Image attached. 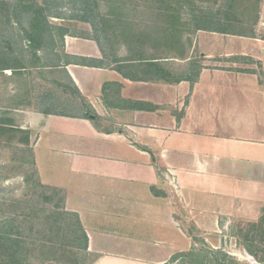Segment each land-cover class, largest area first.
I'll list each match as a JSON object with an SVG mask.
<instances>
[{"label": "crops", "instance_id": "obj_1", "mask_svg": "<svg viewBox=\"0 0 264 264\" xmlns=\"http://www.w3.org/2000/svg\"><path fill=\"white\" fill-rule=\"evenodd\" d=\"M194 34L174 55L66 31L0 70V128L77 216L88 264H178L261 215L264 42Z\"/></svg>", "mask_w": 264, "mask_h": 264}, {"label": "rangeland", "instance_id": "obj_2", "mask_svg": "<svg viewBox=\"0 0 264 264\" xmlns=\"http://www.w3.org/2000/svg\"><path fill=\"white\" fill-rule=\"evenodd\" d=\"M192 1H194L195 10L188 6L181 12L182 22L188 25L191 37H196V34H192L195 27L216 30L218 27L229 26L228 29L238 34V37L255 38L264 42V0H260L258 5L256 21H253V15L246 16L239 10L230 13L228 15L230 20L227 21L225 0H219L217 4ZM118 2L109 6L116 14L120 12L122 14L120 16L133 19L128 9L134 4ZM107 7L108 3L105 0H0V69L15 65L22 66L20 63H15L22 61L23 56L26 57L25 51L40 50L46 45L54 46L66 31L82 37L104 38V40L109 38L107 34L105 35L106 29L102 26V20L107 17L109 11ZM144 7L146 8L147 5L141 3L137 7L138 11L142 13ZM143 15L138 16L145 22H149L151 17ZM139 21L137 19L135 23ZM140 26L143 25L140 24ZM237 48H233V51H238ZM15 55L21 60H15L17 59ZM258 63L260 62H253L250 66L255 68L256 73L263 78L264 63L260 65ZM8 84H10L9 80L0 74V90L6 89ZM33 86L36 87L35 84ZM72 109L75 111L77 108ZM1 113L0 109V121L13 122ZM2 136L3 140L0 141V228L5 233L11 232L12 237L22 242L23 263L72 264L73 259L75 260L73 264H88L91 257L80 249L74 250L73 257L71 254L66 255L67 249H63L64 252L52 250L53 252L48 253L46 247L45 249L39 247L42 242L51 247L56 244L57 247L66 248L68 245L63 239L62 228L60 234L56 230L49 233V230L44 229L46 227L38 226L44 221L43 217L46 215L44 210L54 206L59 208L61 205L59 195L38 184L30 153L18 145L21 135L1 132L0 137ZM65 217L68 219V216ZM251 229L255 235L252 242L245 240V233ZM220 237L221 242H219V235L217 238L212 237L210 246L198 241V247L187 252L191 259L184 253L186 258L178 264H264V262L258 263L245 250L253 249L257 252L258 258L264 254V208L255 222H234L228 234L224 238ZM17 256L21 261V255L17 254Z\"/></svg>", "mask_w": 264, "mask_h": 264}, {"label": "trees", "instance_id": "obj_3", "mask_svg": "<svg viewBox=\"0 0 264 264\" xmlns=\"http://www.w3.org/2000/svg\"><path fill=\"white\" fill-rule=\"evenodd\" d=\"M105 1L106 3H108L107 8L109 11L107 17L103 18L102 20L103 22L102 26L104 29H106V31L103 30L105 35L107 34V36L109 37V38H105L107 42H111L115 40L117 43L118 42L122 43L125 47L130 46L132 49H136L137 47H140L142 43H147L148 41H146V39L150 40L149 42L150 46H157L158 45L157 40L158 38H161V46H165L167 52H170L174 55H181L182 52H184L185 43L182 42L180 39L188 38L187 36L191 33L188 32L189 31L187 28L188 25L185 22H182L183 19L181 12L185 10L184 7H188V6L194 9L193 8V6H195L194 1L192 0H122L119 2L118 0H105ZM198 1H201L202 3L212 2L214 4H217L219 0H198ZM115 2L118 3L131 2L132 4H134L133 6H130L131 8L128 9V12L132 15L133 19L129 17L128 19H126L125 16H120L122 15L120 12H117L116 14L112 10V7H110L115 5L116 4ZM141 3L147 5L146 8L144 7V11L142 13L139 12L138 11L139 9L137 8ZM259 3L260 0H225V6L227 10L226 12H228V14H226L227 16H225V19L227 21L230 20V17H228V15L230 13H235L236 10H239L240 13H244L246 16L253 15L254 17L253 21H256L258 18L257 8ZM148 12H150L149 13L150 15L148 14ZM138 15L150 16L151 19L149 20V22H145L144 19L142 18L140 19ZM137 19H139L140 21L138 23H135ZM143 23H148V24L144 25ZM140 24H142L143 26L139 27ZM228 27L226 28L218 27V29L216 30H209V29L195 27L194 30L192 31V34L195 33L196 31H208V32L211 31L218 34L239 36L236 33H232V31L229 30ZM1 132L2 133L6 132L7 134L18 133L17 131L14 130H3L2 128H0V133ZM57 211H59L61 214L58 213ZM45 212L46 215L43 217L44 221L38 224V226H40L41 228L46 227L44 229L49 230V233L52 232V230H56L59 231L61 234L63 229L62 232L64 236L63 239H65L68 245L66 248L57 247L56 244H54V247H51L48 244L42 242L41 245L39 246L41 249L46 247L48 253L53 252L52 250H54L55 252L57 251L64 252L63 249H67V251H65L66 255L71 254L73 257L75 254L74 250L77 251V249H80L83 252H86V243H87L86 235L76 215L63 212L62 207H60V205L59 208L56 206L49 207L46 210H44V213ZM65 216H68V219ZM69 219L72 220V222ZM251 227L254 228V226L252 225ZM11 235H12L11 232L5 233L0 228V264H24L23 263L24 258L22 255L23 251L21 248L22 242L19 241L18 239H15V237H12ZM67 235L68 237L66 238ZM253 238H255V235H253V230L252 229L248 230L245 233V240L252 242L254 240ZM245 250L247 254L253 257L258 263L264 262V254L260 258H258L257 252L254 251L253 249L247 248ZM17 254L21 255L22 257L21 261H19ZM187 254L188 253H186V255ZM52 255L54 256V253ZM186 255L182 254L176 256V258L178 257L181 258L182 260L186 258ZM187 257L191 259L190 254L187 255ZM173 260H175V258ZM74 261L75 260L72 259V264Z\"/></svg>", "mask_w": 264, "mask_h": 264}, {"label": "water", "instance_id": "obj_4", "mask_svg": "<svg viewBox=\"0 0 264 264\" xmlns=\"http://www.w3.org/2000/svg\"><path fill=\"white\" fill-rule=\"evenodd\" d=\"M263 55H264V49H263Z\"/></svg>", "mask_w": 264, "mask_h": 264}]
</instances>
